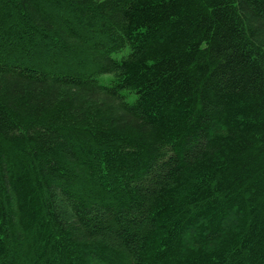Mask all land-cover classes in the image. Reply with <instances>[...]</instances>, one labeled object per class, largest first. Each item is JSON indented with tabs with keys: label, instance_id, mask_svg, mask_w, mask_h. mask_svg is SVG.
Instances as JSON below:
<instances>
[{
	"label": "trees",
	"instance_id": "16d2710c",
	"mask_svg": "<svg viewBox=\"0 0 264 264\" xmlns=\"http://www.w3.org/2000/svg\"><path fill=\"white\" fill-rule=\"evenodd\" d=\"M0 264H264V0H0Z\"/></svg>",
	"mask_w": 264,
	"mask_h": 264
},
{
	"label": "rangeland",
	"instance_id": "374dc122",
	"mask_svg": "<svg viewBox=\"0 0 264 264\" xmlns=\"http://www.w3.org/2000/svg\"><path fill=\"white\" fill-rule=\"evenodd\" d=\"M106 77H103L102 79L104 80Z\"/></svg>",
	"mask_w": 264,
	"mask_h": 264
}]
</instances>
